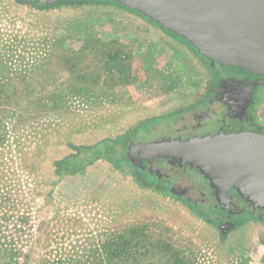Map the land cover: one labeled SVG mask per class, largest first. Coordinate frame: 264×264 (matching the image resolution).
<instances>
[{
  "label": "rangeland",
  "instance_id": "374dc122",
  "mask_svg": "<svg viewBox=\"0 0 264 264\" xmlns=\"http://www.w3.org/2000/svg\"><path fill=\"white\" fill-rule=\"evenodd\" d=\"M16 24V29L8 27L11 23L0 18V264H264V249L244 252L247 244L218 263L172 213L138 209L125 200L117 202L126 205L121 211L113 204L100 212L56 195L60 211L50 214L40 236L43 213L21 150L26 132L54 118L85 122L97 114V102L104 108L153 104L162 98L160 88L184 81L174 75V60L161 49L159 35L143 32L126 18L80 14L65 27L41 32ZM130 116L118 114L124 120ZM165 128L153 122L130 135L94 132L97 136L84 142L96 146L78 149L65 172L109 142L112 150L120 138L141 141V132ZM116 170L125 171L127 182L128 174L134 176L142 188L135 172ZM64 183L71 186L69 180ZM191 210L197 216L207 213L205 208Z\"/></svg>",
  "mask_w": 264,
  "mask_h": 264
},
{
  "label": "flooded vegetation",
  "instance_id": "af4514ba",
  "mask_svg": "<svg viewBox=\"0 0 264 264\" xmlns=\"http://www.w3.org/2000/svg\"><path fill=\"white\" fill-rule=\"evenodd\" d=\"M80 14L91 19L108 15L126 18L143 32H149L154 37L159 35L156 38L161 49L165 48L174 60V75L180 76L184 83L178 81V84L173 86L167 84L165 89L160 88L158 92L162 98L153 104H127L128 106L104 108L100 106L102 102H97V114L85 122L54 118L45 121V125L35 126L29 133L26 132V142L21 150L24 151V167L33 177L31 192L33 191L34 197L40 201L38 209L43 213L39 235H44L43 229L49 226L50 214L60 211L56 195L59 197L63 195L74 205L86 208L94 206L93 208L100 212L113 204H117V209L121 211L126 205L122 206L117 202L125 200L128 206L137 205L138 209L149 206L156 208L157 211L172 213L203 242L209 254H212L218 263L246 244L244 252L247 247L264 249V220H258L246 212L220 216L219 212L212 211L210 206L199 207L191 203L183 193V190L188 189L178 188L174 179L168 176H151L149 175L153 174L151 168L144 171L139 169L140 167H134L119 152L114 156L107 154L109 158L107 162L101 158L105 157L100 154L102 151L98 154L84 155L79 162L71 163L70 173L66 174V164L70 165L71 157L74 158L78 149L88 145L85 144V139H91L97 136V133L117 131L130 135L139 131L142 126L155 122L162 123L166 128L154 139L161 137L185 140L194 136L213 134V130L214 133L247 130L264 134V76L261 75L253 83L252 89L246 92L247 95L236 86H230L223 93L227 108L238 117V121L220 125L222 113L210 111L209 107L215 101L218 86L225 80L218 69L211 67L209 61L198 55L197 51L181 37L160 30L154 23L143 19L137 13L111 3L57 1L53 5L41 6L33 2L0 0V18H5L11 23L8 27L15 29L18 28L16 23L22 22L19 27L28 30L27 32L58 30L65 27L70 20L78 19ZM236 100L247 103V108L245 106L236 108L234 112ZM108 102L114 104L112 101L106 103ZM122 112H129L132 117L130 116L128 120L119 119L118 114ZM114 120V123H110ZM141 134L147 137L156 134V131ZM143 142H149V138ZM116 161H120V165H114ZM150 164L155 171L167 167L164 166L166 163L160 160ZM118 167L120 170L126 167L128 171L135 172L139 181L144 183L142 188L130 174L127 177L130 176L131 182H127L123 177L125 171L122 170L124 174L118 172L116 170ZM66 175L68 176L64 177ZM65 179L70 181V187L64 183ZM126 193L131 195L128 197ZM198 207L207 209L204 217L192 212L191 209Z\"/></svg>",
  "mask_w": 264,
  "mask_h": 264
},
{
  "label": "water",
  "instance_id": "95a60500",
  "mask_svg": "<svg viewBox=\"0 0 264 264\" xmlns=\"http://www.w3.org/2000/svg\"><path fill=\"white\" fill-rule=\"evenodd\" d=\"M19 1L43 6L84 0ZM89 1L119 4L189 43L225 80L209 110L222 113L220 125L238 121L227 108L223 93L236 86L247 95L253 83L264 76V0ZM246 105L236 100L233 110ZM214 132L185 140L154 139L161 135L156 132L144 138L149 142L132 138L115 145L111 155L119 152L134 167L151 168V176L174 179L178 188L188 189L183 193L191 203L210 206L220 216L246 212L264 220V134ZM158 160L168 168L155 171L150 163Z\"/></svg>",
  "mask_w": 264,
  "mask_h": 264
},
{
  "label": "trees",
  "instance_id": "16d2710c",
  "mask_svg": "<svg viewBox=\"0 0 264 264\" xmlns=\"http://www.w3.org/2000/svg\"><path fill=\"white\" fill-rule=\"evenodd\" d=\"M84 1H86V2H93V1H89V0H84ZM84 1H78V2H84ZM77 2V3H78ZM73 3H75V2H73ZM93 3H96V2H93ZM103 3H107V2H103ZM111 4H114V5H118V6H121V5H119V4H115V3H111ZM122 7V6H121ZM134 13H136V12H134ZM138 15H140V14H138ZM141 16V15H140ZM142 17V16H141ZM143 19H145V20H147V21H150V20H148L147 18H145V17H142ZM152 22V21H151ZM152 23H154L155 25H156V23L155 22H152ZM157 26V25H156ZM126 141V139L125 138H121L120 140H118V142H117V144H120V143H123V142H125ZM111 143L112 142H109L108 144H110L111 145ZM107 144V146H105L104 147V151L103 150H101L102 152L100 153L101 155H105V158L103 159V160H105L106 162H107V159H109L108 158V156H106L107 154H109L110 153V155L112 154V151L110 150H108V148L110 147V145H108ZM112 150H113V148H112ZM102 160V159H101ZM109 161V160H108ZM114 165H120V161H116L115 163H114Z\"/></svg>",
  "mask_w": 264,
  "mask_h": 264
}]
</instances>
